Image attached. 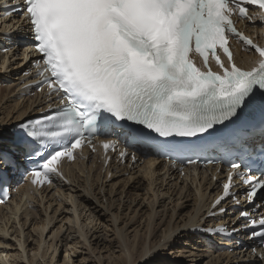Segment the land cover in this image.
Instances as JSON below:
<instances>
[{
    "label": "snow or ice",
    "instance_id": "1",
    "mask_svg": "<svg viewBox=\"0 0 264 264\" xmlns=\"http://www.w3.org/2000/svg\"><path fill=\"white\" fill-rule=\"evenodd\" d=\"M246 5L264 10V0H24L20 15H27L33 49L42 56L34 62L37 90L47 87L49 103L47 114L39 109L40 117L15 126L9 150H0V162L14 172L20 168L17 157L35 162V168L25 169L31 183L51 184L53 176L63 178L58 171L62 159L75 161L83 148L94 153V141L103 137L106 163L107 153L120 147L121 159L136 161L139 151L169 159L181 174L201 158L218 165L220 160L205 153L213 138L240 124L246 112L259 115L264 131V45L238 31L233 19H253ZM230 39L258 54L256 66H237ZM209 54L219 71L210 66ZM213 147L229 170L223 196L212 209L224 213L222 201L238 199L230 193L233 177L247 187L250 202L264 200V151L257 176L250 171L256 161H243L242 137L233 134ZM237 153L241 162L231 159ZM239 217L245 218V228L258 225L249 236L264 247V213L242 210ZM207 231L220 235L226 229ZM178 236L175 229L166 232L160 247L176 252L171 242ZM143 256H153L152 250L146 248ZM258 259L264 264V255Z\"/></svg>",
    "mask_w": 264,
    "mask_h": 264
},
{
    "label": "rangeland",
    "instance_id": "2",
    "mask_svg": "<svg viewBox=\"0 0 264 264\" xmlns=\"http://www.w3.org/2000/svg\"><path fill=\"white\" fill-rule=\"evenodd\" d=\"M4 33V25L1 26L0 24V36H3ZM2 54L6 53L4 52ZM9 54L10 58L6 63L5 68L4 66H1L2 59H0V76H6L11 72L13 76L5 77L7 78L6 80L10 81V83L6 84L4 82H0L2 83L0 84V94L2 92L8 94L10 92L9 85L11 86L14 83L16 84L17 80L15 79L19 77V75H16L13 71L14 69L16 70L17 66L15 65L22 60V51H19L18 53L16 48L13 47ZM1 56L2 55H0V57ZM20 76L22 77V75ZM17 85H19V82ZM19 89L16 88V94L19 91V94L22 95ZM9 96L0 102V135H2V126L6 125L4 121H9L11 125L19 121L17 119L15 122L19 114V109H13L15 107V103L21 102V104L24 103L26 105H31V102L29 101L26 102L25 100V102H23L24 98L29 99L30 97H22L23 99H20L18 96L17 102H9L10 100H13L15 95L11 94ZM3 139L4 136H0V143L6 141ZM0 147L3 148L2 145H0ZM144 165L145 164L143 162L138 169L130 173H118L113 176L111 179L112 182L109 181L104 184V187L101 190L103 191V194L99 197L97 196V198L100 199L102 196L104 197L103 199L98 200L99 202L101 201V203H104L105 209L101 203L97 204L94 200L92 201L93 198L91 199L90 197L89 199V196L87 197V193L84 191L81 184L83 179L79 180L78 178H75L76 180L74 179V183H70L71 185L69 184L68 186H65L63 191H60L61 195L55 190L52 191L49 195V200H46L47 203L44 202V206L47 209V214H49L48 216H50L53 221H51L50 225H48L49 227L46 228L43 233V238H41L43 243L37 253V257L34 258V264H167V261L173 258L174 259L169 263L252 264L249 262V256L244 257L243 254L238 253L237 250L234 252H219L218 248L221 247V245H216V243H214L215 247L207 248L202 243H198L199 239L196 240L194 238L195 234H192L191 232L189 234L191 237H185L187 234V228H183V222L189 219V214H192V217L196 214L194 211L198 209V205L196 206V201L193 200H197L199 195L200 198L202 197L204 199L207 195V192H205V187H207L206 181L196 177L194 178L192 174L191 177L189 176L188 178L181 175L180 179L176 180L174 178H170L172 174H166L163 171H156L152 176H148V178H146V170L143 169L147 165ZM96 172L97 168L94 169V173ZM162 177L164 178V181ZM150 178L151 184L148 185ZM185 179L188 180V183ZM109 184H112L111 188L109 187ZM96 185L98 184H96L95 180V186ZM95 188L98 187L96 186ZM95 188L93 192L95 194H97V192L99 193L98 189L96 191ZM198 189H203V191L200 190L201 193L197 192ZM83 192L85 193L83 194ZM67 193V198L69 200H66L65 197L67 196ZM108 193L111 197L107 195ZM63 194L64 197H61ZM202 194L203 196H201ZM202 198L201 200H203ZM132 199H134L133 203ZM179 200H181V202ZM33 205L35 206L34 208H36L34 209L35 212L31 205L26 206L28 207L27 210H29V217L25 215L26 208L19 211V217L22 219L21 223L23 222V226L21 228L18 226V229L14 228L13 230H10V234H14V237H18L16 240L14 237H7L11 240L9 245L15 244V247L12 246L11 248H8L11 250V254H9L11 257L8 256L9 259L7 258V261L4 262L5 264H29L28 259L31 260L32 257L35 256L34 252L36 246L38 245V240H41L39 238L41 228L38 229L37 225L46 219V213H42V207H38L37 203H34ZM149 215L152 216L150 220L148 217ZM113 218H116L115 222ZM167 227H170L171 230L175 227L176 231L179 232V236L172 240L173 243L171 242V247L175 248L176 252L168 253L165 249L160 247L158 241H156L157 243L155 242L156 244L154 243L155 245H152L150 248L149 236L156 234L160 236L162 235V231H164ZM177 227L180 228L177 229ZM192 227H194V225ZM16 229H21L22 234H16ZM120 229H122V239L117 236ZM82 234L84 237H82ZM18 240H20L22 242L21 244L24 245L23 248L20 247ZM140 240H144V243H147L144 246H147L148 249L152 250L153 256L147 258L142 256L138 259L136 252L138 250H135L134 255H136L135 258H137L135 259L133 257L135 262L132 263L131 261L125 263L124 260L126 258L129 260V250L136 246L138 247L136 244L141 242ZM24 250L26 251L25 253ZM18 251L20 255H22L23 258H27V260L23 258H16L18 256ZM161 253L164 255L163 259L158 258V254ZM13 254H15V258H13ZM5 255L6 254H4V256ZM4 263L0 262V264Z\"/></svg>",
    "mask_w": 264,
    "mask_h": 264
},
{
    "label": "bare ground",
    "instance_id": "3",
    "mask_svg": "<svg viewBox=\"0 0 264 264\" xmlns=\"http://www.w3.org/2000/svg\"><path fill=\"white\" fill-rule=\"evenodd\" d=\"M4 11H0V23L3 21V23H4V26H5V33H8V32H12V33H14V30L12 31V25H9V26H7L11 21L9 20V17H4V13H3ZM3 25V24H2ZM1 25V26H2ZM263 32H264V30H263ZM7 36H9V37H11L12 38V41H15V42H17L18 40H17V38H16V36L14 35V36H11V35H3V36H0V49H2V45L4 44V45H11V43L10 42H8L7 41ZM264 40V38L263 37H261V41H263ZM6 41V42H5ZM23 49H24V47H21L19 44H18V48L16 49V50H18V53H19V51H23ZM10 52V51H9ZM9 52H8V54H2V51H0V55H2L1 57H0V59H2V63H1V66H4V68L6 67V63H5V60H7V62L9 61ZM11 54H12V52H11ZM241 57H243L244 58V61H242L241 60V58L239 57V62H240V64L243 66V67H245V68H251L252 67V65H251V59L248 57V56H246V54H244V55H241ZM20 59V58H19ZM22 60L20 61V62H18L15 66H17L16 67V70L14 69V71H13V73H15L16 75H19V77L17 78V79H15V80H17V83L15 84H12L11 86L9 85V90H10V92L8 93V94H5L4 92H2L1 94H0V102L2 101V100H5V98L6 97H8L9 95H11V94H14L15 96L13 97V100H8L9 102H14V101H18V96L20 95L19 94V91L17 92V94H16V88L17 89H19L21 92L23 91L22 90V87H21V84H23V86H24V80H25V78L23 77L22 79H21V76L20 75H22V73H23V71H24V69H23V58H21ZM2 70V69H1ZM2 75V74H1ZM10 77V76H13L12 75V72L10 73V74H8V75H6V76H0V82H4V83H8L9 81L8 80H6L7 78H5V77ZM21 80V84L19 83V85H17L18 84V82ZM0 84H2V83H0ZM29 91L28 90H24V93L25 94H27ZM10 97V96H9ZM23 96L22 95H20L19 96V98L20 99H23L22 98ZM25 100H26V102L27 101H29V102H31L30 104L31 105H29V104H21V102L19 103H15V107L13 108L14 110H17V109H19L18 111H19V114H18V116H17V118H16V120H15V122L17 121V119L18 120H21L22 118H24L28 113H30L31 114V112H33V114L34 113H36L39 109L38 108H34L33 109V107L35 106V105H37V102H38V100L39 99H37V96H35L34 97V99H32V98H29V99H26V98H24V100H23V102H25ZM12 105V104H11ZM8 109V108H7ZM12 109V108H11ZM8 119V118H7ZM2 121H4V120H2ZM5 122V124L6 125H3L2 126V135L4 136V139L6 140V141H3V140H1V141H3L4 142V146L3 147H5V148H10V146H11V142L13 141V138H14V136H13V134H12V125H11V123H9V121H4ZM3 122V123H4ZM2 135H0V136H2ZM96 163H97V160H96ZM145 164V163H144ZM145 165H147V166H145ZM144 166V169L143 170H146V178H148V176H152L156 171H163V172H165L166 174H169V173H172V175L170 176V178H174V179H176V180H179L180 179V177H179V174H181L178 170H174L173 168H170V167H168V165H166L165 163H160V164H157V162H155V160H152V159H150V160H148L147 162H146V164H145ZM127 166H129V165H126V166H122V167H120V166H117V167H119V168H115V169H113L112 170V172H114L115 170H126L127 169ZM156 167V168H155ZM94 168H95V166H91V167H89V166H86V165H81V164H75V165H73V166H69V167H67L66 168V172H67V178L65 179V180H61V181H59V182H56L55 184H54V186H52V187H50V188H43L41 191H38V192H30V190L27 188V187H24V188H21V191H22V193L24 192V191H26L25 193H26V195H27V197L26 198H24L23 200L21 199V195H17V194H14V198H12V200L9 202V204H7V205H5V207H3V208H0V262H2V263H4V262H6L7 261V258H8V256H10L11 257V255H9V254H11V250L10 249H8V248H11L12 246H14L15 247V244H10L9 245V243H11V240H9L7 237H14L13 235L14 234H10V230H13L14 228H17L18 229V226H19V228H21L22 226H23V222L21 223V220L22 219H20V217H19V211L20 210H22L23 208H26V210H25V215L27 216V217H29V210H27L28 209V207H26V206H28V205H31V207H33L32 209L34 210V209H36V208H34L35 206L33 205L34 203H37L38 204V207L40 206V207H42V213L43 212H45L46 213V219L44 220V221H41L40 222V224H38L37 225V228L39 229V228H41L40 229V232H39V238L41 239V238H43V233H44V231H45V229L46 228H48L49 226L48 225H50V223H51V221H53V220H51V218H50V216H48L49 214H47V209H46V207L44 206V202H46V200L48 199V198H50L49 197V195L51 194V192L52 191H57L58 193H60V191H63V188L65 187V186H68L70 183H74V179L75 178H78L79 180H81V179H83L82 181H81V184H82V188H84V191L87 193L86 195H87V197L90 199V197H91V199H92V201L94 200L95 201V203L97 202V204H99V203H101V201L99 202V200H101V199H103L104 197L102 196L100 199L99 198H97V196L99 197V196H101L102 194H103V191H101L102 189H103V187H104V181L105 180H107V178H108V176H109V174H110V172L108 171L107 173H106V176H103L102 177V170H101V166L99 167V168H97V172L96 173H94ZM75 169V170H74ZM98 170H100L99 172H98ZM127 171V170H126ZM173 171V172H172ZM177 171L179 172V173H177ZM190 170H188V172H189ZM76 172V173H75ZM77 174H78V177H77ZM113 174V173H112ZM132 174H134V173H132ZM157 174V173H156ZM115 175V174H114ZM161 175V174H160ZM79 176H80V178H79ZM191 177V173H187L186 174V176H185V178H188V177ZM163 178V177H162ZM193 178V177H192ZM195 178V177H194ZM201 179H203L204 181H206L207 182V184H206V186L207 187H205V192H207V195L204 197V199L203 200H201V198H200V193H201V191L200 190H202L203 191V189H198L197 190V192H200L198 195H199V198H197V200H193V201H196V206L198 205V209H196L194 212L196 213V214H194V217H192V214L190 215L189 213V219L188 220H186L185 222H183L184 224H183V228H184V226L187 224L188 225V227H187V234L185 235V237L186 238H189V237H191L189 234H190V230L189 229H191V227L194 225L195 227H197V225H200L199 227H205V226H203V224L205 225V223L207 224H209V225H213V224H224V225H228L230 228H232V229H236V228H238L239 226H237V225H234L235 223H237L238 224V222H239V213L240 212H238V210L237 209H235V208H233V205H230V204H228V205H226L225 204V206H223V207H226V208H229L230 209V212H229V214L228 215H223V216H217V217H215L214 219H207L206 217L207 216H209V213H207V212H204L202 215H201V212H202V210H203V208H204V211L207 209V207H208V204L210 203L209 201H207L208 199H212L213 197H215L217 194H218V186L217 185H215V184H212V183H209V180H208V178H206V176H203ZM211 180H212V178H210ZM76 180V179H75ZM95 180H96V184H98V185H96L98 188H95L96 186H95ZM146 180V179H145ZM186 180V182L188 183V180L187 179H185ZM163 181H164V178H163ZM195 181V180H194ZM100 182H102L101 183V185H99L100 184ZM107 182V181H106ZM112 182V181H111ZM149 183H148V185H150L151 184V178H150V180L148 181ZM156 182V181H155ZM80 183V182H79ZM85 184V187H84V184ZM138 183V182H137ZM163 183V182H162ZM156 184V183H155ZM192 184V183H191ZM193 184H194V182H193ZM198 184H199V182H198ZM71 185V184H70ZM110 185V184H109ZM115 185V184H114ZM113 185V186H114ZM128 185V184H127ZM201 185V184H200ZM199 185V186H200ZM111 186H112V184L109 186L110 188H111ZM196 186V185H195ZM117 187V186H116ZM197 187H198V185H197ZM94 188H95V190L97 191V189H98V191H99V193L97 192V194H95L94 192H93V190H94ZM107 188V187H106ZM151 188V187H150ZM201 188V187H200ZM107 190V189H106ZM110 190V189H109ZM109 190H108V192H109ZM111 191V190H110ZM85 192H83V194L85 193ZM105 192H107V191H105ZM112 192H113V190H112ZM94 193V194H93ZM153 193V192H152ZM151 193V194H152ZM106 194V193H105ZM154 194V193H153ZM152 194V195H153ZM60 195H61V193H60ZM107 195H109V193L107 194ZM148 195V194H147ZM110 196V195H109ZM201 196H203V194L201 195ZM61 197H64V194L61 196ZM66 197V200L68 199L67 197H68V193H67V196H65ZM70 197V196H69ZM106 197V196H105ZM108 197V196H107ZM111 197V196H110ZM109 197V198H110ZM137 197V196H136ZM52 199V198H51ZM50 199V200H51ZM88 199V200H89ZM99 199V200H98ZM49 200V199H48ZM62 200V199H61ZM64 200V199H63ZM69 200V199H68ZM105 200V199H104ZM109 200V199H108ZM107 200V201H108ZM133 200L134 199H132V203H133ZM146 200V199H145ZM199 200V201H198ZM110 201V200H109ZM115 201V200H114ZM180 202H181V200H179ZM184 202V201H183ZM208 202V203H207ZM47 203V202H46ZM94 203V204H95ZM49 204V203H48ZM61 204V203H60ZM77 204V203H76ZM92 204V203H91ZM102 204V206H103V208L105 209V205H104V203H101ZM141 204V203H140ZM143 204V203H142ZM194 204H195V202H194ZM51 205V204H50ZM85 205V204H84ZM116 205V204H115ZM240 205H245V202L243 201V202H241V204ZM61 206H62V204H61ZM96 206H98V205H96ZM110 206V205H109ZM140 206V205H139ZM82 207V206H81ZM85 207V206H84ZM88 207V206H87ZM100 207V206H99ZM108 207V206H107ZM150 207V206H149ZM90 208V207H89ZM96 209V208H95ZM115 209V208H114ZM109 210H110V208H109ZM149 210H152V209H149ZM38 211V210H37ZM92 211V210H91ZM133 211V210H132ZM236 211H237V213H236ZM34 212H35V210H34ZM39 212V211H38ZM73 212V211H72ZM96 212V211H95ZM24 213V212H23ZM98 213V212H97ZM35 214V213H34ZM106 214V213H105ZM116 214V213H115ZM185 214V213H184ZM184 214H182V215H184ZM44 215V214H43ZM96 215V214H95ZM102 215V214H101ZM44 217V216H43ZM117 217V216H116ZM149 217V220L151 219V215H149L148 216ZM187 217V218H188ZM100 218V217H99ZM179 218H180V216H179ZM196 219H197V221H196ZM99 220V219H98ZM113 220H114V222L116 221V218H113ZM180 220H182V219H180ZM47 221V222H46ZM183 221V220H182ZM188 221V222H187ZM169 222H171V221H169ZM39 223V222H38ZM47 223V224H46ZM115 224V223H114ZM178 225V224H177ZM178 228H180V227H177V229ZM192 228H194V227H192ZM16 229V230H17ZM36 229V228H35ZM34 229V230H35ZM172 229H175V227H173ZM171 230L170 229V227H167L166 229H164V231H162V235H160V236H158L157 234L156 235H153V236H149V242H150V248L152 247V245H155L157 242L156 241H160V239L162 238V236L166 233V232H169V231ZM176 230V229H175ZM121 232V233H120ZM120 232H119V234H117V236H118V238H121L122 239V229H120ZM12 233V232H11ZM16 234H19L20 235V233L22 234V230L21 229H19V230H17L16 232H15ZM18 237V236H17ZM17 237L15 236L14 238H15V240L17 239ZM82 237H84V235L82 234ZM196 240L197 239H199V242L198 243H204L203 245L204 246H206L207 248H209V247H211V246H209V245H211V243H209L208 241H206L205 240V238L204 237H201V238H198V236H195L194 237ZM145 240V239H144ZM142 241V240H140L141 242H138L136 245H138V247L136 246V247H134L133 249H130L129 250V252H128V257H129V260L126 258L125 260H124V262L125 263H128V262H131L132 261V263H134L135 262V259H140L142 256H143V252L145 251V249L147 248V246H144L145 244H147V243H144L145 241ZM187 240V239H186ZM202 240H204V241H202ZM19 241V243H20V247L21 248H23L24 247V245H22L21 243V241L20 240H18ZM124 242V241H123ZM156 242V243H155ZM15 243V242H14ZM43 243V241H42V239L41 240H38V245L36 246V249H35V252H34V254H35V256H33L32 257V259L30 260V259H28V262H29V264H34V258H36L37 257V253L39 252V249H40V247H41V244ZM155 243V244H154ZM173 243V242H172ZM171 243V244H172ZM184 244H188V243H184ZM237 244V241H234L233 243L231 242V243H224V245H222V246H224V247H226V246H231V245H236ZM213 245V244H212ZM156 246H158V245H156ZM209 246V247H208ZM155 247V246H154ZM159 247V246H158ZM236 248H238V247H236ZM48 249V248H47ZM135 250H138V251H136L137 252V255H138V257L137 258H135V256L136 255H134V251ZM226 250H228V249H225V248H223V249H219L218 248V251L220 252V251H226ZM14 251V250H13ZM48 251V250H47ZM158 251V250H157ZM217 251V250H216ZM17 252V251H16ZM26 251L24 250V253H25ZM159 252V251H158ZM161 252V251H160ZM215 252V251H214ZM237 252L238 253H241V251L239 250V249H237ZM23 253V254H24ZM73 253H74V251H73ZM204 253V252H203ZM222 253V252H221ZM4 254H6L5 256H4ZM18 256L16 257V258H23L22 257V255H20V253H19V251H18ZM226 254V253H225ZM251 254V253H250ZM14 255V257L13 258H15V254H13ZM222 255H223V253H222ZM229 255V254H228ZM231 255V254H230ZM252 255V254H251ZM25 256V255H24ZM164 255L161 253V254H158V258H160V259H163L164 257H163ZM224 256V255H223ZM222 256V257H223ZM133 257L135 258V259H133ZM238 257V256H237ZM28 258H29V256H28ZM9 259V258H8ZM23 259H26L27 260V258H23ZM174 259V258H173ZM173 259H170V260H168L167 261V264H172V263H169L170 261H172ZM252 259H253V264H259L258 263V261L254 258V256L252 255ZM195 260V259H194ZM217 260V259H216ZM232 260H233V258H232ZM235 260V259H234ZM14 261V260H13ZM161 261V260H160ZM220 261V260H219ZM219 261H216V262H219ZM195 262V261H194ZM9 263V262H8ZM5 264V263H4ZM15 264H17V263H15ZM67 264V263H66ZM178 264V263H177Z\"/></svg>",
    "mask_w": 264,
    "mask_h": 264
}]
</instances>
